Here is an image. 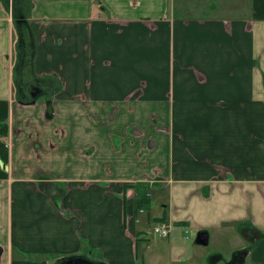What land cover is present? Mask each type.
<instances>
[{
	"label": "crops",
	"instance_id": "0c3cea01",
	"mask_svg": "<svg viewBox=\"0 0 264 264\" xmlns=\"http://www.w3.org/2000/svg\"><path fill=\"white\" fill-rule=\"evenodd\" d=\"M251 1L215 14V0H0V264H137L140 184L175 231L217 243L231 229L246 264H264ZM185 249L170 245L173 261Z\"/></svg>",
	"mask_w": 264,
	"mask_h": 264
},
{
	"label": "rangeland",
	"instance_id": "374dc122",
	"mask_svg": "<svg viewBox=\"0 0 264 264\" xmlns=\"http://www.w3.org/2000/svg\"><path fill=\"white\" fill-rule=\"evenodd\" d=\"M192 3H205L207 0H190ZM210 0H208L209 2ZM216 9L215 14L223 11L222 8L229 3L234 4L238 8L242 9V12L249 11L251 8V0H215ZM228 1V3H226ZM192 10V9H191ZM245 10V11H244ZM202 10L196 9L192 13L201 14ZM150 193V208L144 209V213L140 216V222L138 224L139 239H138V261L137 264H210L208 260L212 256L217 257L218 254H222L223 260H230L232 258V251L235 246L244 244L243 237L240 234H234L231 229L220 241L216 243L213 239L209 241L207 245H200L193 243L196 231L187 228L186 232H177L174 229H170L167 236L157 234L153 228L157 224V217L161 216L160 212L163 209L162 202L158 199L162 196L159 190L153 188H147ZM181 244L186 245L187 259L191 261L177 262L173 261L170 254V245ZM219 249V252H217ZM96 255L99 253L94 252ZM16 257V256H15ZM29 259L31 256L26 255ZM194 259H192V258ZM248 263V258H247ZM221 264V263H219Z\"/></svg>",
	"mask_w": 264,
	"mask_h": 264
},
{
	"label": "water",
	"instance_id": "95a60500",
	"mask_svg": "<svg viewBox=\"0 0 264 264\" xmlns=\"http://www.w3.org/2000/svg\"><path fill=\"white\" fill-rule=\"evenodd\" d=\"M193 243L200 244V245H207L209 243L208 231L206 229H198L193 239ZM1 252H2V249L0 248V255H1ZM246 254H247V251L244 250L239 260L234 261V257H232L230 260L226 261L225 264H234V263L246 264V261H245ZM62 264H105V263L99 259H91L84 255L78 254V255H71L66 258H63Z\"/></svg>",
	"mask_w": 264,
	"mask_h": 264
},
{
	"label": "trees",
	"instance_id": "16d2710c",
	"mask_svg": "<svg viewBox=\"0 0 264 264\" xmlns=\"http://www.w3.org/2000/svg\"><path fill=\"white\" fill-rule=\"evenodd\" d=\"M140 184V183H139ZM147 185L146 184H140L137 187H135L136 190V208L137 209H145L148 210L150 208V197L147 194ZM156 220H165L162 217L157 218ZM175 224L179 222H174Z\"/></svg>",
	"mask_w": 264,
	"mask_h": 264
},
{
	"label": "built area",
	"instance_id": "2783aa9c",
	"mask_svg": "<svg viewBox=\"0 0 264 264\" xmlns=\"http://www.w3.org/2000/svg\"><path fill=\"white\" fill-rule=\"evenodd\" d=\"M170 229H171V224L168 222H159L153 228V230L157 234L162 235V236H167Z\"/></svg>",
	"mask_w": 264,
	"mask_h": 264
},
{
	"label": "flooded vegetation",
	"instance_id": "af4514ba",
	"mask_svg": "<svg viewBox=\"0 0 264 264\" xmlns=\"http://www.w3.org/2000/svg\"><path fill=\"white\" fill-rule=\"evenodd\" d=\"M243 251H244L243 246L237 247V248L233 249V251H232V257H234V261L240 259V256L242 255V252ZM212 257H214V256H212ZM216 259H218V261L221 264H225L226 261H227V260H223L224 258L222 257V254H218V256L216 257ZM186 264H189V263H186ZM234 264H238V263H234Z\"/></svg>",
	"mask_w": 264,
	"mask_h": 264
}]
</instances>
